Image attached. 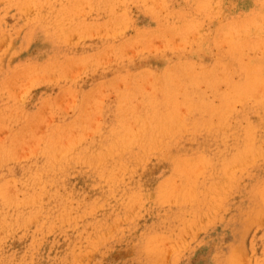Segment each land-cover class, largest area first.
I'll return each instance as SVG.
<instances>
[{"label": "rangeland", "instance_id": "obj_1", "mask_svg": "<svg viewBox=\"0 0 264 264\" xmlns=\"http://www.w3.org/2000/svg\"><path fill=\"white\" fill-rule=\"evenodd\" d=\"M109 3H112V7ZM263 3L264 0H1L0 141L4 143L0 142L3 143L0 149L4 148L7 139V144L10 143L8 141H11V144L13 142V149L21 145L22 147H17L15 151V149L8 150L12 146L7 145V150L5 148L0 150V217H3L0 218V264H264V90L261 91L264 85L257 82L258 85L260 84L258 87L254 83L261 80L264 82ZM122 19L125 21H121ZM83 24L87 25L84 27ZM253 25L257 26L260 32L256 31ZM251 27L254 30H250ZM231 29H233L232 33L236 31L233 34L235 36L231 35L235 40L233 41L232 37L226 40H231L230 43L233 46L237 45L235 46L237 49L229 44L232 52L230 53L229 50L227 56L225 54L229 47L228 42L225 44L221 40L231 32ZM243 29L252 32L247 31V33ZM254 31L258 33L252 34ZM258 41H260L259 49L255 47L258 46ZM220 44L223 45L224 50L222 56L218 58L217 54L221 55V49L218 51L216 49L221 46ZM156 46L159 48L156 49ZM241 46L246 49L249 47L253 51L258 49V52H263V56L257 51L253 53L251 49H248L250 54L249 51L246 53V50L240 48ZM132 47L135 51L131 50ZM238 51L242 56L244 53L249 54L242 59L253 57L249 63L251 65L254 63L256 69L251 65L252 69L248 68V60L242 62L238 58L240 57ZM96 54L98 56H95ZM175 61L178 65L182 62L183 66L180 64V67H176ZM227 61L232 62L231 65ZM132 63L135 67L131 66ZM215 63L222 64L223 67ZM244 63L247 64L246 69L250 72V76L249 72L246 73V69H242L245 68L242 67ZM201 65L202 71L199 68ZM116 66H119V69ZM172 66L176 70H173ZM258 66L262 70L257 76L255 73L259 69ZM182 67H184L182 70H186L183 74ZM190 67L192 69L194 67V71ZM219 67L221 69L217 72L215 69ZM226 68L227 75L223 74ZM171 69L172 75L169 73ZM189 69L192 74L187 76L186 72ZM229 69H232L233 73L229 72ZM129 70L132 72L131 77ZM142 70H150V74L154 72L152 76L156 77L157 75L154 74L157 73L163 79L159 78L158 81L156 77L157 81H155V77H148L147 72V76L144 74L142 76L141 74L144 73ZM36 72H39V75ZM136 72L143 77L144 82L146 77L149 79L152 77V80L148 81L146 86L147 82L144 84L141 78L138 79ZM220 72L222 78L218 75ZM169 74L171 78L174 77L173 79L180 77V82L175 79L180 83H177V87V84L173 83L175 80L172 81ZM69 75H74L75 80L68 78ZM134 75L140 83L135 82ZM251 76H254V82ZM259 76L262 77L261 80ZM202 77L207 78L204 80ZM223 77L225 83H222ZM201 79L205 82L201 83ZM31 80L33 84H29L32 83ZM113 80L114 84L119 83L115 84L117 88L111 86ZM197 80L201 83H198V87L195 82ZM129 83L131 86L143 83L142 91L143 89L145 91L141 93L140 85L134 88L127 86ZM159 84L162 88H159ZM254 84L257 85L255 87H258V91L262 87L259 92L257 91L258 94L254 93V95L263 94V96L252 97V91L256 92L257 89L253 90ZM251 85L253 88L250 87ZM145 86L148 89L153 88L149 91L144 88ZM179 86L181 88L178 89ZM119 89L123 93L120 90L118 95ZM153 92L155 95L152 96ZM172 92L175 93L171 94ZM236 93L238 95H235ZM239 95L245 97L239 100ZM99 96H102L103 100ZM187 96V99H183ZM236 96L239 98L237 99ZM128 99L131 102L130 106L127 103ZM66 100L69 101L68 104L70 102L72 104L68 105ZM86 100L92 102L91 110H94L92 115L88 113L89 110L82 111L88 107L89 102ZM124 100L129 107L123 102ZM230 100L234 101L232 106ZM57 103L60 105L57 106ZM122 103L123 107L120 109ZM139 103L140 107L137 106ZM145 103L143 108L141 105ZM83 104L84 108H82ZM183 105L191 107L185 108ZM124 106L130 110L126 114L127 117L123 113L119 114L120 111L124 112ZM66 107L67 109L64 110L63 108ZM140 108H142L141 112L145 110V113L144 111L139 113ZM132 109L136 110L133 114ZM160 109L162 114L159 113ZM82 112L84 113L81 117ZM134 113L143 114L144 118L140 115L136 119L138 122H133L137 117ZM172 114H175L174 118ZM90 116L94 117L90 118ZM37 117H40L39 120ZM160 118L162 124L158 122V126L155 120L160 121ZM145 119L148 122L144 121ZM167 119L168 122L165 121ZM86 121H89V125ZM91 121L96 128L90 126ZM176 121L181 124L183 121L182 127L180 124L176 125ZM43 122L44 124H41ZM101 123L106 129L99 125ZM124 123L128 129L126 131L129 132H126L127 134L124 133L126 129L123 127ZM148 124L150 125L147 126ZM144 125L147 127L145 130ZM221 126L223 128L227 126L228 129L224 130L227 127L223 129ZM28 127H32L29 128L30 135H28L29 129H26ZM57 127H62L63 132H59L61 129ZM148 127L151 128L152 133L155 130L154 135L151 131H147L150 130ZM50 128L60 134L51 133ZM73 129L76 131L72 132ZM130 132L133 133L132 136H129ZM32 134L35 135L31 137ZM37 134L39 138L36 137ZM68 134L70 137L66 136ZM15 136L16 138L19 136L21 141L19 139L17 141ZM124 136L127 140L123 139ZM137 137H140L139 140L136 139ZM131 139L134 142L131 143ZM24 140L30 141L26 144ZM36 144L40 149L36 148ZM32 146L35 148L33 149ZM48 148L53 150L49 151ZM31 149L36 150V153L32 150L33 155L27 157ZM67 150L68 152H65ZM21 152L26 155L22 157L24 154L22 153L21 156ZM3 157L6 158L2 159ZM23 184L24 187H21ZM9 194H13L15 198L12 197L13 195L10 197ZM8 200H11V203Z\"/></svg>", "mask_w": 264, "mask_h": 264}, {"label": "bare ground", "instance_id": "obj_2", "mask_svg": "<svg viewBox=\"0 0 264 264\" xmlns=\"http://www.w3.org/2000/svg\"><path fill=\"white\" fill-rule=\"evenodd\" d=\"M0 1H1V0H0ZM85 1H86V0H85ZM90 2H91V1H90ZM90 2H89V4H90ZM159 2H160V1H159ZM152 3H153V2H152ZM160 3H161V2H160ZM69 4H70V2H69ZM109 4H110V3H109ZM111 4H112V3H111ZM111 4H110V7H112ZM158 4H159V3H158ZM244 4H245V3H244ZM78 5H79V4H77V6H78ZM80 5H82V4H80ZM84 5H85V4H84ZM90 5H91V4H90ZM121 5H122V4H121ZM154 5H155V3H154ZM263 5H264V3H263ZM263 5H262V6H263ZM108 6H109V5H108ZM118 6H119V5H118ZM150 6H151V5H150ZM155 6H156V5H155ZM155 6H154V7H155ZM86 7H87V6H86ZM222 7H223V6H222ZM249 7H250V6H249ZM256 7H257V6H256ZM263 7H264V6H263ZM243 8H244V6H243ZM27 9H28V8H26V10H27ZM38 9H39V8H38ZM74 9H75V8H73V10H74ZM119 9H120V8H119ZM245 9H246V8H245ZM258 9H259V8H258ZM31 10H32V9H30V11H31ZM68 10H69V9H68ZM75 10H77V9H75ZM78 10H80V8H79ZM78 10H77V11H78ZM83 10H84V9H83ZM154 10H155V9H154ZM261 10H262V9H261ZM77 11H74V12L78 13ZM246 11H247V10H246ZM27 12H28V11H27ZM27 12H26V13H27ZM79 12H80V11H79ZM82 12H83V11H82ZM110 12H111V11H110ZM72 13H73V11H72ZM76 13H75V15H76ZM163 13H164V12H163ZM67 14H68V13H66V16H67ZM69 14H71V13H69ZM82 14H83V13H82ZM160 14H161V13H160ZM83 15H85V12H84ZM52 17H53V16H52ZM67 17H68V16H67ZM70 17H72V15H71ZM73 18H74V16H73ZM78 18H79V17H78ZM52 19H53V18H52ZM66 19H67V18H66ZM108 19H109V18H108ZM63 20H64V18H63ZM121 21H123V19H122ZM124 21H125V19H124ZM124 21H123V22H124ZM230 21H231V20H230ZM69 22H70V21H69ZM108 22H110V21H108ZM118 22H120L119 19H118ZM118 22H117V23H118ZM123 22H122V24H123ZM193 22H194V21H193ZM95 23L97 24V22H95ZM95 23H93V24H95ZM117 23H115V24H117ZM231 23H232V22H231ZM237 23H238V21H237ZM248 23H249V22H248ZM104 24H105V23H104ZM122 24H120V25L123 26ZM252 24H253V23H252ZM59 25H60V24H59ZM83 25H84V24H83ZM86 25H87V24H86ZM86 25H84V27H85ZM106 25H107V24H106ZM106 25H104V26H106ZM236 25H237V24H236ZM236 25H235V26H236ZM250 25H251V24H250ZM250 25H249V26H250ZM259 25H260V23H259ZM75 26H76V24H75ZM94 26H95V25H93V27H94ZM113 26H114V25L112 24V27H113ZM253 26H254V28H255L256 31L259 30V29H257V28H258L257 26H256L257 28L255 27V25H253ZM62 27H63V26H62ZM70 27H71V26H70ZM89 27H90V25H89ZM101 27H102V26H101ZM119 27H120V26H119ZM218 27H219V26H217V28H218ZM224 27H225V26H224ZM260 27H261V26H260ZM260 27H259V28H260ZM76 28H77V27H76ZM81 28H82V27H81ZM94 28H95V27H94ZM102 28H103V27H102ZM102 28H101V29H102ZM105 28H106V27H105ZM228 28H229V27H228ZM246 28H247V26H246ZM61 29H62V28H61ZM82 29H83V28H82ZM89 29L92 30L93 28H89ZM96 29L98 30V28H96ZM99 29H100V28H99ZM109 29H110V28H109ZM218 29H219V28H218ZM218 29H217V30H218ZM241 29H242V28H241ZM248 29H250V28H248ZM248 29H247V30L243 29V30H245L246 32L249 31V33H251L252 31H250V30H252L253 28L251 27L250 30H248ZM260 29H261V28H260ZM79 30H80V29H79ZM84 30H86V28H84ZM97 30H96V31H97ZM229 30H230V29H229ZM232 30H233V29H231V32H230V33H232ZM243 30H242V31H243ZM253 30H254V29H253ZM58 31H59V30H58ZM88 31H89V30H88ZM88 31H87V32H88ZM105 31H106V30H105ZM105 31H104V32H105ZM239 31H240V30H239ZM242 31H240V32H242ZM256 31H254L252 34H254ZM76 32H77V31H75V33H76ZM80 32H81V31H80ZM80 32H79V33H80ZM83 32H86V31H83ZM83 32H82V35H83ZM93 32H94V31H93ZM109 32H110V31H109ZM120 32H122V31L120 30ZM233 32H234V31H233ZM235 32H236V31H235ZM235 32H234V33H235ZM246 32H245V36H246ZM258 32H260V31H258ZM258 32H256V33H258ZM262 32H264V31L262 30ZM58 33H60V31H59ZM68 33H69V32H68ZM97 33L99 34V31H97ZM111 33H112V32H111ZM116 33H117V32H116ZM187 33H188V32H187ZM221 33H222V31H221ZM230 33H229L228 35H225V38H222V40H221L222 43H225V44H227V42H228V46H229L228 48H229V49L226 47V48H227V49H226L227 52H226L225 55H227V54L229 53V50H230V53L232 52L231 49H230V45H231V47H235V46L237 47V45L233 46V44L230 43V42H232L231 40H229V41L226 40V38L228 39V38H230V37H232V36H235V35H233L234 33H232V34H230ZM243 33H244V32H243ZM247 33H248V32H247ZM90 34H91V33H90ZM98 34H97V35H98ZM105 34H106V32H105ZM107 34H108V32H107ZM185 34H186V33H185ZM188 34H189V33H188ZM218 34H219V33H218ZM76 35H77V34H76ZM119 35H121V33H119ZM231 35H232V36H231ZM1 36H2V35H1ZM7 36H8V35H7ZM69 36H71V33H70ZM86 36H87V35H86ZM113 36H115V35H113ZM116 36H117V35H116ZM165 36H166V35H165ZM170 36H171V34H170ZM170 36H169V37L167 36L168 39L170 38ZM216 36H218V35H216ZM226 36H227V37H226ZM249 36H250V35H249ZM60 37H61V36H60ZM62 37H63V36H62ZM66 37H67V34H66ZM76 37H77V36H76ZM218 37H220V36H218ZM218 37H217V38L215 37L216 40L218 39ZM222 37H224V36H222ZM239 37H240V36H239ZM241 37H242V36H241ZM77 38H78V37H77ZM5 39H6V38H5ZM65 39H66V38H65ZM134 39L136 40V38H134ZM170 39H171V38H170ZM201 39L203 40V38H201ZM201 39H200V40H201ZM223 39H225L226 42H225V40H223ZM231 39H233V37H232ZM2 40H3V39H2ZM14 40H15V39H14ZM14 40H13V42H14ZM66 40H67V39H66ZM68 40L70 41L71 38L68 39ZM72 40H74V38H73ZM189 40H190V39H189ZM189 40H188V41H189ZM218 40L220 41V39H218ZM234 40H235V39H233V41H234ZM3 41H4V40H3ZM6 41H7V39H6ZM75 41H78V40H75ZM249 41H250V40H249ZM67 42H68V41H67ZM168 42H169V41H168ZM192 42H193V41H192ZM236 42H237V41H236ZM256 42H257V41H256ZM259 42H260V41H258V46H255V47H258V49L260 48V47H259ZM1 43H2V42H1ZM1 43H0V44H1ZM4 43H5V41H4ZM4 43H3V44H4ZM6 43H7V42H6ZM174 43H175V42H174ZM177 43H178V42H177ZM183 43H184V42H183ZM222 43H221V44H222ZM253 43H254V42H253ZM131 44H132V42H131ZM221 44H220V45H221ZM229 44H230V45H229ZM129 45H130V44H129ZM132 45H133V44H132ZM163 45H164V44H163ZM163 45H162V46H163ZM172 45H173V43H172ZM175 45H176V44H175ZM177 45H178V44H177ZM183 45H184V47H185V44H183ZM183 45H182V46H183ZM3 46H5V45H3ZM127 46H128V45H127ZM130 46H131V45H130ZM130 46H128V47H130ZM148 46H149V45H148ZM162 46H161V47H162ZM179 46H180V45H179ZM222 46H223V45L218 46V49H216V51H218V50L221 49V50H220L221 55H220L219 53H218L219 55L217 54V57H218V58H219V56H222V54H223V53H222V52H223L222 50H224V49L222 48ZM239 46H240V45H239ZM242 46H244V45H242ZM242 46H241L240 48L246 50V53H248V51H249L248 49H251V48H249L250 45H249V47H248L247 49H246V47L242 48ZM260 46H261V45H260ZM1 47H2V45H1ZM1 47H0V48H1ZM109 47L111 48L112 46H109ZM109 47H108V48H109ZM219 47H220V48H219ZM236 47H235V48H236ZM110 48H109V49H110ZM115 48H116V47H115ZM117 48H118V47H117ZM117 48H116V49H117ZM120 48H122V47H120ZM130 48H131V47H130ZM147 48H148V47H147ZM151 48H152V47H151ZM157 48H159V47L156 46V49H157ZM174 48L179 49L180 47H178V48H177V47H174ZM235 48H234V53H235ZM261 48H262V47H261ZM9 49H10V48H9ZM106 49H107V48H106ZM106 49H104V51H105ZM109 49H108V50H109ZM201 49H202V48H201ZM201 49H200V50H201ZM203 49H204V47H203ZM236 49H237V48H236ZM254 49H255V48H254ZM256 49H257V48H256ZM258 49H257V50H254V51H255V52H256V51L258 52ZM117 50H119V48H118ZM120 50H121V49H120ZM131 50H134V51H135V49H133V47H132ZM153 50H154V49H153ZM206 50H207V49H206ZM213 50H215V48H214ZM239 50H240V49H239ZM251 50H252V49H251ZM262 50L264 51V49H262ZM104 51H103V52H104ZM106 51H107V50H106ZM154 51H155V50H154ZM178 51H179V50H178ZM185 51H186V49H185ZM216 51H215V52H216ZM240 51H242V50H240ZM252 51H253V50H252ZM254 51H253V53H254ZM103 52H102V54H104ZM121 52H122V50H121ZM202 52H204V51H202ZM205 52H206V51H205ZM207 52H208V51H207ZM209 52H210V50H209ZM238 52H239V51H238ZM108 53H109V51H108ZM112 53H113V51H112ZM134 53H135V55H136V52H134ZM152 53H153V52H152ZM224 53H225V52H224ZM234 53H233V54H234ZM236 53H237V52H236ZM260 53H261V52H258V54H260ZM262 53H263V52H262ZM262 53H261V55H262ZM91 54H92V53H91ZM94 54H95V52H94ZM100 54H101V53H100ZM207 54H208V53H207ZM212 54H213V53H212ZM212 54H211V55H212ZM239 54H240V57H238V58L241 59L242 62H245V60H246L248 57H246V59L243 58L244 60L242 59V57H243V56H247V55L249 56L250 51H249V54H247V55L244 53L243 56H242V54H241L240 52H239ZM105 55H107V54H105ZM117 55H119V54H117ZM132 55H133V54H132ZM204 55H206V54L204 53ZM237 55H238V54H237ZM263 55H264V54H263ZM263 55H262V56H263ZM87 56H88V55H87ZM91 56L93 57V55H90V57H91ZM95 56H98V54H96ZM103 56H104V55H103ZM103 56H102V57H103ZM108 56H109V55H108ZM207 56H208V55H207ZM227 56H228V55H227ZM231 56H232L231 59H233V55H231ZM234 56H235V55H234ZM90 57H89V58H90ZM99 57H100V56H99ZM113 57H115V56L113 55ZM209 57H210V55H209ZM215 57H216V55L214 56V58H215ZM225 57H226V56H225ZM251 57H252V56H251ZM84 58H85V57H84ZM84 58H83V59H84ZM105 58H106V57H105ZM105 58H104V59H105ZM108 58H109V57H108ZM110 58H111V56H110ZM220 58H221V57H220ZM228 58H229V57H228ZM68 59H70V58H68ZM79 59H80V58H78V60H79ZM112 59H113V58H112ZM205 59H206V58H205ZM239 59H238V60H239ZM252 59H253V57H252ZM252 59H247V60H248V63H249V60H250V62H251ZM84 60H85V59H84ZM109 60H110V59H109ZM203 60H204V59H203ZM234 60H235V59H233V61H234ZM238 60H237V61H238ZM258 60H259V59H258ZM68 61H69V60H68ZM71 61H72V60H71ZM71 61H70V62H71ZM101 61H102V60H101ZM101 61H100V62H101ZM105 61H106V60H105ZM111 61H112V60H111ZM111 61H110V62H111ZM201 61H202V60H201ZM207 61H208V60H207ZM229 61H231V60H229ZM229 61H227V63H229ZM61 62H62V61H61ZM61 62H60V63H61ZM81 62H82V61H81ZM84 62H86V60H85ZM84 62H83V63H84ZM100 62H98V63H100ZM102 62H103V61H102ZM110 62H109V63H110ZM134 62H135V61H134ZM134 62H133V63H134ZM210 62H211V61H210ZM217 62H219V60H218ZM235 62H236V61H235ZM246 62H247V61H246ZM254 62H255V61H254ZM259 62H260V61H259ZM83 63H82V64H83ZM95 63H96V62H95ZM107 63H108V61H107ZM133 63H132V64H133ZM175 63H176V61H175ZM186 63H187V64H186ZM186 63H185V64L188 65V62H186ZM194 63H195V62H194ZM231 63H232V62H230L229 64L231 65ZM233 63H234V62H233ZM239 63H240V62H239ZM50 64H51V63H50ZM64 64H65V62H64ZM64 64H63V65H64ZM67 64H68V63H67ZM77 64H79V63L77 62ZM86 64H88V63H86ZM89 64H90V60H89ZM91 64H92V63H91ZM101 64H103V63H101ZM105 64H106V62H105ZM130 64H131V63H130ZM139 64H141V63H139ZM176 64H177V63H176ZM180 64H181V66H183V65H182L183 63H182V62H181ZM180 64H179V65L177 64L176 67H178V66L180 67ZM242 64H243V63H241V65H242ZM262 64H263V63H262ZM65 65H66V64H65ZM83 65L85 66V64H83ZM95 65H96V64H95ZM116 65H118V64L116 63ZM120 65H121V64H119V66H120ZM128 65H129V64H128ZM128 65H127V66H128ZM135 65L138 66V64H135ZM142 65H143V64H141V66H142ZM147 65H150V64H147ZM186 65H185V66H186ZM197 65H198V64H197ZM215 65L220 66V65H222V64L218 65V64L215 63ZM224 65H225V64H224ZM234 65H235V63H234ZM246 65H247V64H246ZM246 65H245V63H244V65H243L242 67L245 66V68H242V69H246L247 66H248V68H249L250 65H251V63H249L247 66H246ZM253 65L255 66V64L253 63V64L251 65L252 68L256 69ZM53 66H54V65H53ZM66 66H68V65H66ZM76 66H77V65H76ZM80 66H81V65H80ZM99 66H100V65H99ZM101 66H102V65H101ZM111 66H112V65H111ZM111 66H110V67H111ZM119 66H118V67L116 66L117 69H119ZM131 66L135 67L134 64L131 65ZM131 66H130V67H131ZM170 66H171V64H170ZM170 66H169V69L167 68L168 71L170 70ZM174 66H175V65H174ZM174 66H172L173 68H172V67H171V68H172L173 70H176V69H174ZM195 66H196V65H195ZM206 66H207V65H206ZM58 67H59V66H58ZM77 67H78V66H77ZM85 67H86V66H85ZM85 67H84V70H85ZM87 67H88V66H87ZM102 67H103V66H102ZM121 67H122V66H121ZM121 67H120V68H121ZM197 67H198V66H197ZM201 67H202V65L199 67L200 70H201ZM204 67H205V66H203V68H204ZM212 67L214 68V64H213ZM220 67H221V66H220ZM220 67H219L218 69H215V70H216V71H217V70L220 71V69H221ZM222 67H223V65H222ZM229 67H230V66H229ZM37 68H38V67H37ZM37 68H33V69H37ZM51 68H52V67H51ZM69 68H70V67H69ZM138 68H139V67H138ZM152 68H153V67H152ZM159 68H160V67H159ZM159 68H158V69H159ZM183 68H184V67L181 68V72H182V74H183V72L186 71V70H185V71L182 70ZM185 68H187V67H185ZM190 68H191V67H190ZM215 68H216V67H215ZM250 68H251V67H250ZM252 68H251V69H252ZM258 68H259V69H257V72H256L257 74L255 73V75H257V76H258L259 73H261L260 71L262 70V69L260 70V66H258ZM45 69L47 70L48 68H45ZM57 69H60V68H57ZM57 69H56V70H57ZM61 69L63 70V67H62ZM64 69H65V68H64ZM74 69H75V68H74ZM81 69H82V67H81ZM81 69H80V70H81ZM161 69H163V68L161 67ZM172 69H171V72H169V73H171V75L173 74V73H172V72H173ZM178 69H179V68H178ZM178 69H177V70H178ZM191 69H192V68H191ZM193 69H194V67H193ZM193 69H192V71H194ZM195 69H197V68H195ZM205 69H206V68H205ZM232 69H233V68H232ZM232 69H229V72L231 71V73H233ZM254 69H253L252 71H254ZM25 70H26V69H25ZM40 70H41V69H40ZM46 70H45V71H46ZM56 70H55V71H56ZM70 70H72V69H70ZM84 70H83V71H84ZM122 70H123V69H122ZM122 70H121V71H122ZM156 70H157V69H156ZM226 70H227V68L225 69V72H224L223 74L226 73ZM247 70H248V69H246V73L249 72V71H247ZM249 70H250V69H249ZM258 70H259V71H258ZM31 71H32V70H31ZM33 71H34V70H33ZM33 71H32V72H33ZM45 71H44V72H45ZM60 71H61V70H60ZM76 71H78V70H76ZM123 71H124V70H123ZM129 71H130V70H129ZM142 71H143V70H142ZM142 71H141V73H142ZM149 71H150V70H148V71H143L144 73H142L141 75L144 76V75H146V72H147V74H148ZM157 71H158V70H157ZM162 71H163V70H162ZM189 71H190V69L187 70V72H186V73H187V76H188L189 74H192V73L189 72ZM197 71H198V70H197ZM201 71H202V70H201ZM252 71H251V72H252ZM263 71H264V68H263ZM44 72H43V76H44ZM64 72H65V70H64ZM67 72H68V71H67ZM73 72H74V71H73ZM73 72H71V74H72ZM78 72H79V71H78ZM217 72H218V71H217ZM21 73H22V72H21ZM36 73H37V72H36ZM53 73H54V72H53ZM76 73H77V72H76ZM128 73L130 74V77H131V76H132V75H131L132 72L130 71V72H128ZM153 73H154V72H152L151 74L149 73L148 77H149V76H152ZM212 73H213V72H212ZM215 73H216V72H215ZM220 73H221V75H220ZM220 73H218V75H219V77L222 78V76H223V75H222V72H220ZM235 73H236V71H235ZM253 73H254V72H253ZM253 73H252V75H253ZM37 74L39 75V72H38ZM41 74H42V73H41ZM55 74H56V72H55ZM69 74H70V72H69ZM136 74L138 75L137 72H136ZM136 74H135V75H136ZM143 74H144V75H143ZM194 74H195V72H194ZM227 74H228V73H226L225 75H227ZM23 75H24V73H23ZM25 75L27 76V74H25ZM32 75L34 76V74H32ZM35 75H36V74H35ZM47 75L49 76V74H47ZM67 75H68V74H67ZM67 75H66V76H67ZM79 75H80V72H79ZM135 75H134V76H135ZM141 75H140V76H141ZM154 75H157L156 77L158 78V81H159V78H160V79H163V78H161V75H160V74H159L160 76H158L157 73L154 74ZM200 75H201V74H200ZM204 75H205V74H204ZM212 75H213V74H212ZM212 75H211V76H212ZM250 75H251V74H250V72H249V76H250ZM260 75L263 77L262 74H260ZM48 76H47V77H48ZM61 76H62V75H61ZM64 76H65V75H64ZM69 76H70V75H69ZM73 76H74V75H72V76H70V77H68V78L71 79V78H73ZM77 76H78V74H77ZM116 76H117V75H116ZM128 76H129V75H128ZM140 76L138 75V79H140V78L142 79V78H143V77H140ZM146 76H147V75H146ZM168 76L170 77V74H169ZM213 76H214V75H213ZM228 76H229V75H228ZM228 76H227V77H228ZM261 76L258 77L260 80H261V78H262ZM27 77H28V76H27ZM30 77H31V76H30ZM45 77H46V76H45ZM45 77H42V78H45ZM47 77H46V78H47ZM52 77H53V74H52ZM74 77H75V76H74ZM118 77H119V76H118ZM135 77H136V76H135ZM152 77H155V76H152ZM152 77H151V78H152ZM156 77H155V79H154L155 81H157V80H156ZM169 77H168V79L171 78V77H170V78H169ZM182 77H183V76H182ZM214 77H215V76H214ZM224 77H225V76H224ZM224 77H223V82H222V83H225V82H224V79H225ZM234 77H235V76H234ZM252 77H253V82H254V81H255V80H254V76H251V78H252ZM25 78H26V77H25ZM28 78H29V77H28ZM38 78H39V77H38ZM49 78H50V76H49ZM65 78H66V77H65ZM127 78H128V77H127ZM132 78H133V77H132ZM151 78L149 79V78L146 77V79H149V80L146 81V79H145V82H144V80L142 79L141 81H142L144 84H146V82H147V84H146V86H147V85H148V81L150 82V80H152ZM164 78H165V77H164ZM173 78H174V77L171 78L172 81L175 80V79L179 80L180 77H179V78H175V79H173ZM190 78H191V80H192V77H190ZM202 78H203V77H202ZM206 78H207V77H205V78H203V79L206 80ZM29 79H31V78H29ZM34 79H35V78H34ZM34 79H32V80H34ZM55 79H56V78H55ZM70 79H69V80H70ZM73 79H74V78H73ZM133 79H136L135 82L138 81L137 77H136V78H133ZM196 79H197V78H196ZM219 79H220V78H219ZM256 79H257V77H256ZM259 79H257V80H259ZM17 80H18V79H17ZM32 80H31L32 83L29 82V84H33V81H32ZM35 80H37V79H35ZM35 80H34V81H35ZM42 80H43V79H42ZM74 80H75V79H74ZM166 80H167V78H166ZM171 80H170V83L172 84ZM177 80H175V81L173 82V83H175V85H176L177 83L180 84V83H179L180 80H179V82H177ZM186 80H187V79H185V81H186ZM201 80H202V79H201ZM212 80H213V78H212ZM7 81H8V80H7ZM29 81H30V80H29ZM168 81H169V80H168ZM185 81H184V82H185ZM193 81H194V80H193ZM219 81L221 82V80H219ZM228 81H229V80H228ZM250 81H251V80H250ZM10 82H11V81H10ZM15 82H16V84H17V81H15ZM113 82H114V80L112 81V83H113ZM135 82H134V83H135ZM138 82L140 83V81H138ZM138 82H137V83H138ZM187 82H188V80H187ZM195 82L197 83L196 86L198 87V86H199L198 83H199L200 81L198 82V80H197V81H195ZM204 82H205V81H204ZM204 82H203V80H202L201 83H204ZM229 82H230V81H229ZM251 82H252V81H251ZM257 82H258V83H262V85H264L263 80H261V81H255L254 83L258 85ZM6 83H8V82H6ZM6 83H5V84H6ZM116 83H117V82H115V84H116ZM143 83H141V84H143ZM166 83H167L168 85L170 84L169 82H166ZM201 83H199V84H201ZM2 84H3V83H2ZM10 84H11V83H10ZM16 84H15V85H16ZM74 84H75V83H74ZM115 84L113 83L111 86L114 85V86L117 88V86H116ZM118 84H119V83H117V85H118ZM141 84H139V85L141 86V93H143V92L145 91V89H143V91H142V85H141ZM160 84H161V83H160ZM160 84H159V85H160ZM162 84H163V80H162ZM178 84L176 85V87L178 86ZM182 84H183V83H182ZM251 84H252V83H251ZM255 84H254V88L252 87L253 85L250 86V87L253 88V90L257 88V89H256V92H255V91H252V92H253L252 97H254V96L256 97L257 95H254V93L258 94V92H259L260 89L262 88V87H260V88H259V91H258V87H259L260 84L258 85V87H255V86H257V85H255ZM6 85H7V84H6ZM6 85H5V86H6ZM36 85H37V84H36ZM136 85H138V84H135L134 86H131V84L129 83L127 86H131V88H134ZM139 85H138V87H140ZM172 85H174V84H172ZM183 85H184V84H183ZM194 85H195V84H194ZM203 85H204V84H203ZM205 85H206V83H205ZM212 85H213V84H212ZM224 85H225V84H224ZM224 85H223V86H224ZM228 85H229V84H228ZM2 86L4 87V84H3ZM7 86H8V85H7ZM17 86H18V85H17ZM21 86H22V85H21ZM23 86H24V85H23ZM96 86H97V85H96ZM98 86H99V85H98ZM119 86H120V85H119ZM119 86H118V87H119ZM127 86H126V87H127ZM146 86H145L144 88H147ZM149 86H151V83H149ZM156 86H157V85H156ZM163 86H165V85H163ZM180 86L182 87V85H180ZM180 86L178 87V89L181 88ZM188 86H190V85H188ZM206 86H207V85H206ZM221 86H222V85H221ZM221 86H220V87H221ZM14 87H15V86H14ZM19 87H20V86H19ZM19 87H18V88H19ZM30 87H31V86H30ZM30 87H29V89H30ZM105 87H106V86H105ZM121 87H122V84H121ZM123 87H124V85H123ZM157 87H159V86H157ZM176 87H174V88H176ZM197 87H196V88H197ZM200 87H201V85H200ZM207 87H208V86H207ZM224 87H225V86H224ZM263 87H264V86H263ZM20 88H21V87H20ZM27 88H28V87H27ZM116 88H115V89H116ZM119 88H120V87H119ZM150 88H151V87H150ZM152 88H153V87H152ZM152 88H151V89H148V88H147L146 90H149V91H150V90H152ZM159 88H162L161 85H160ZM163 88H165V87H163ZM202 88H203V87H202ZM204 88H205V86H204ZM221 88H223V87H221ZM2 89H3V88H2ZM13 89H14V88H13ZM21 89H22V88H21ZM29 89H28V91H29ZM99 89H101V88H99ZM167 89H168V86H167ZM189 89H190V87H189ZM226 89H227V87H226ZM6 90H7V89H6ZM17 90H19V89H17ZM23 90H24V89H23ZM102 90H103V87H102ZM105 90H106V89H105ZM109 90H111V88H110ZM113 90H114V89H113ZM120 90H121V89L118 90V93H117L118 95H119ZM132 90H133V89H132ZM136 90H137V89H136ZM154 90H155V89H154ZM157 90H158V89H157ZM180 90L182 91V89H180ZM263 90H264V88H263L261 91H263ZM8 91H9V90H8ZM28 91H26V92H28ZM121 91H122V90H121ZM178 91H179V90H178ZM257 91H258V92H257ZM14 92H15V89H14ZM14 92H12V93H14ZM21 92H22V91H21ZM69 92H70V91H69ZM77 92H78V91H77ZM98 92H99V91H98ZM100 92H101V91H100ZM110 92H112V90H111ZM127 92H128V91H127ZM151 92H152V91H151ZM151 92H150V93H151ZM170 92H171V90H170ZM176 92H177V91H176ZM241 92H242V91H240V93H241ZM248 92H250V90H249ZM10 93H11V91H10ZM72 93H74V92L72 91ZM102 93H103V92H102ZM121 93H123V91H122ZM130 93H132V92H130ZM130 93H128V95H130ZM150 93H149V94H150ZM173 93H175V92H172L171 94H173ZM177 93H178V92H177ZM237 93H238V92H237ZM237 93H236L235 95H238ZM99 94H100V93H99ZM108 94H109V93H108ZM117 94H116V95H117ZM147 94H148V93H146V95H147ZM153 94H154V92L152 93V96H153ZM164 94H165V93H164ZM166 94H167V93H166ZM168 94L170 95V93H168ZM194 94H195V93L193 92V97H194ZM228 94H229V93H228ZM228 94H227V95H228ZM10 95H11V94H10ZM12 95H13V94H12ZM68 95H69V93L67 94V96H68ZM74 95H75V94H74ZM76 95H77V94H76ZM103 95H105V94L103 93ZM106 95H107V94H106ZM113 95H115V94L113 93ZM116 95H115V96H116ZM126 95H127V94H126V92H125V96H126ZM138 95H140V94H138ZM146 95H145V96H146ZM154 95H155V94H154ZM162 95H163V94H162ZM177 95H178V94H177ZM179 95H180V94H179ZM224 95H225V94H224ZM229 95H230V94H229ZM259 95H261V94H259ZM259 95H258V96H259ZM15 96H17V95L15 94ZM64 96H65V95H64ZM72 96H73V95H72ZM92 96H93V95H92ZM95 96H96V95H95ZM122 96H124V95L122 94ZM130 96H132V95H130ZM130 96H128V97H130ZM142 96H143V95H141V97H142ZM145 96H144V97H145ZM156 96H157V95H156ZM181 96H183V95H181ZM181 96H180V97H181ZM190 96H192V95H190ZM196 96H197V95H196ZM210 96H211V95H210ZM258 96H257V97H258ZM261 96H263V94H262ZM19 97H20V96H19ZM19 97H18V98H19ZM99 97L102 98V96H99ZM105 97H106V96H105ZM132 97H133V96H132ZM138 97L140 98V96H138ZM149 97H150V96H149ZM168 97H169V96H168ZM177 97H179V96H177ZM180 97H179V98H180ZM204 97H206V95H205ZM232 97H234V96H232ZM236 97H237V99H238V98L240 97V95H239V97H238V96H236ZM244 97H245V96H244ZM244 97H243V95H242V96L239 98V100H240L241 98H244ZM248 97H249V96H248ZM259 97H260V96H259ZM62 98H63V96H62ZM64 98H65V97H64ZM64 98H63V99H64ZM94 98H95V97H94ZM97 98H98V97H97ZM109 98H110V97H109ZM116 98H117V97H116ZM118 98H120V96H118ZM169 98H170V97H169ZM187 98H188V96H187L186 98L183 97V99H187ZM67 99H68V97H67ZM90 99H91V98H90ZM113 99H114V98H113ZM154 99H156V98H154ZM237 99H235V100H237ZM17 100H18V99H17ZM17 100H16L15 102H17ZM64 100H65V99H64ZM69 100H71V99H69ZM74 100H75V99H74ZM92 100H93V99H92ZM102 100H103V98H102ZM102 100H101V101H102ZM126 100H127V99H126ZM133 100H134V99H133ZM140 100H141V98H140ZM159 100H160V99H159ZM171 100H172V99H171ZM174 100H175V99H174ZM198 100H199V99H198ZM67 101H68V100H66V102H67ZM71 101H72V100H71ZM98 101H99V100H98ZM111 101H112V100H111ZM114 101H115V100H114ZM128 101H129V99H128ZM128 101H127L128 105L131 104V102H130V101L128 102ZM148 101H149V100H148ZM148 101H147V102H148ZM152 101H153V100H152ZM152 101H151V102H152ZM186 101H187V100H186ZM188 101H190V99H188ZM216 101H218V100H216ZM230 101H231V100H230ZM22 102L24 103V101H22ZM61 102H62V101H61ZM64 102H65V101H64ZM64 102H62V103H64ZM68 102H69V101H68ZM68 102H67V104H68ZM81 102H82V101H81ZM86 102H89V103H90L91 101H90V100H89V101L86 100ZM86 102H85V105H86ZM123 102H125V100H124ZM144 102H145V100H144ZM147 102H146V103H147ZM168 102H169V101H168ZM233 102H234V101H231V102H230L231 106L233 105V104H232ZM73 103H74V102H73ZM89 103H87L88 107H85V105L83 104L82 108H84V107H85V108H84L82 111H84L85 109H86V110H85L86 112H87V110L92 111V113H90V112L88 111V113H89L90 115H92L94 110H91V108H92L91 106H93V105H92V102H91V105H89ZM95 103H97V102H95ZM95 103H94V104H95ZM98 103H99V102H98ZM125 103H126V102H125ZM125 103H124V104H125ZM127 103H126V105H127ZM136 103H137V102H136ZM140 103H141V102H140ZM140 103H139L137 106L140 107ZM146 103H145L144 105L142 104L141 106H142V107H143V106L145 107ZM156 103H157V102H156ZM166 103H167V102H166ZM191 103H193V102H191ZM191 103H189V105H191ZM205 103H206V101H205ZM236 103H238V100H237ZM13 104H14V103H13ZM19 104H20V102H19ZM21 104H22V103H21ZM65 104H66V103H65ZM71 104H72V103L70 102L68 105H71ZM100 104H101V103H100ZM133 104H134V102H133ZM133 104H132V105H133ZM148 104H149V102L147 103V105H148ZM187 104H188V102H187ZM201 104H202V102H201ZM201 104H199V105H201ZM203 104H204V102H203ZM240 104H241V101H240ZM22 105H23V104H22ZM58 105H60V104L57 103V106H58ZM63 105H64V104H63ZM63 105L61 104V106H63ZM68 105H67V106H68ZM87 105H86V106H87ZM95 105H96V104H95ZM95 105H94V106H95ZM101 105H102V104H101ZM101 105H100V106H101ZM118 105H119V103H118ZM128 105H127V106H128ZM154 105L156 106V104H154ZM189 105H187V106L183 105V106L186 108V107H188ZM193 105H194V104H193ZM195 105L197 106V105H198V102H197V104H195ZM223 105H224V104H223ZM237 105H238V104H237ZM57 106H56V107H57ZM129 106H130V105H129ZM129 106H128V107H129ZM134 106H135V104L133 105V107H134ZM168 106H169V104H168ZM168 106H167V107H168ZM170 106H171V105H170ZM173 106H174V105H173ZM176 106H177V105H176ZM178 106H179V105H178ZM201 106H202V105H201ZM220 106H221V105H220ZM228 106H229V105H226V107H228ZM231 106H229V107L231 108ZM241 106H242V105H241ZM64 107H65V106H64ZM89 107H90V109H89ZM118 107H119V106H118ZM122 107H123V103L121 104L120 109H122ZM124 107H125V106H124ZM133 107H132V108H133ZM139 107H137V108H139ZM144 107H143V108H144ZM146 107H147V106H146ZM148 107H149V106H148ZM184 107H183V108H184ZM190 107H191V106H190ZM190 107H188V108H190ZM259 107H260V106H259ZM0 108H1V107H0ZM44 108H45V107H44ZM61 108H62V107H61ZM137 108H136V110H137ZM157 108H158V107H157ZM157 108H156V109H157ZM159 108H161V107L159 106ZM183 108H182V109H183ZM205 108H206V107H205ZM232 108H233V107H232ZM1 109H2V108H1ZM63 109L65 110V109H67V107H66V108H63ZM72 109H73V108H72ZM93 109H94V107H93ZM118 109H119V108H118ZM125 109H126V107L123 108L124 112H121V111H120L119 114L123 113V114L126 115V114H128V111L130 112L129 108L126 109V111H125ZM141 109H142V108H140V112H139V113H142L143 111H144V113H145V110H143V111L141 112ZM162 109H163V108H162ZM46 110H47V109H46ZM97 110H98V109H97ZM132 110H133V109H132ZM136 110L134 109V110L132 111V114H133V112L136 111ZM149 110H150V109H149ZM153 110H154V109H153ZM157 110H158V109H157ZM228 110H229V108H228ZM231 110H232V109H231ZM233 110H234V109H233ZM85 111H84V112H85ZM118 111H119V110H118ZM137 111H139V110H137ZM154 111H156V110H154ZM212 111H213V110H212ZM239 111H240V110H239ZM7 112H8V111H7ZM7 112H5V113H7ZM54 112H55V111H54ZM84 112L81 113V115H80L81 117H82V114H83ZM102 112H103V111H102ZM126 112H127V113H126ZM146 112H147V111H146ZM150 112H152V110H151ZM150 112H149V113H150ZM160 112H161V109L159 110V113H160ZM0 113H1V112H0ZM3 113H4V112H3ZM154 113H155V112H154ZM159 113L157 114V116L159 115ZM162 113H163V112H161V114H162ZM225 113H226V112H225ZM233 113H234V112H233ZM236 113H237V112H236ZM41 114H42V113H41ZM45 114H46V113H45ZM85 114H86V113H85ZM134 114H135V113H134ZM227 114H229V113H227ZM227 114H226V115H227ZM42 115L44 116V114H42ZM87 115H88V114H87ZM135 115H137V113H136ZM140 115H141V114H138L137 117L133 120V122L136 121V123H137L138 120H136V119H138V117H139ZM142 115H143V114H142ZM142 115H141V116H142ZM149 115H150V114H149ZM153 115H155V114H153ZM153 115H152V116H153ZM173 115H175V114H172V116H173ZM96 116H97V115H96ZM127 116H128V115H126V117H127ZM146 116H148V115H146ZM157 116H155L154 119H156ZM179 116H180V115H179ZM78 117H79V116H78ZM92 117H94V116H90V118H92ZM99 117H101V114H100ZM120 117H121V116H120ZM133 117H135V116H133ZM169 117H170V115H169ZM223 117H225V115H224ZM228 117H229V116H228ZM228 117H227V119H228ZM233 117H234V115H233ZM10 118H11V117H10ZM39 118H40V117H39ZM39 118L37 117L38 120H39ZM88 118H89V117H88ZM90 118H89V121H90ZM129 118H130V115H129ZM143 118H144V115H143ZM161 118H163V117L161 116ZM161 118H160V121H159V120H155V122H157V123L160 122V123H161V121H162ZM172 118H174V116H173ZM219 118H220V117H219ZM0 119H2V118H0ZM47 119H48V115H47ZM47 119H45V120H47ZM50 119H51V117H50ZM82 119H83V118H82ZM130 119H131V118H130ZM150 119H151V118H150ZM154 119H151V120L154 121ZM222 119H223V118H222ZM17 120H19V119H17ZM91 120H93V119H91ZM98 120H99V119H98ZM185 120H186V119H185ZM220 120H221V119H220ZM5 121H6V119H5ZM89 121H86V122H87V125H89V124H88ZM124 121H125V120H124ZM127 121H128V120H127ZM144 121L148 122L146 119H145ZM165 121L168 122V119L165 120ZM178 121H179V119H178ZM178 121H176L175 124H176V125H177V124H180L181 127H182V125H183V121H182V124H181V123H177ZM188 121H189V120H188ZM10 122H11V121H10ZM10 122H9V123H10ZM32 122H33V121H32ZM82 122H83V121H82ZM91 122H92V121H91ZM91 122H90V123H91ZM95 122H97V121H96V118H95ZM179 122H181V121H179ZM207 122H208V121H207ZM221 122H222V120H221ZM17 123H18V122H17ZM17 123H16V124H17ZM45 123H46V122H45ZM80 123H81V122H80ZM98 123H99V122H98ZM128 123H129V121H128ZM185 123H186V122H185ZM187 123H188V122H187ZM204 123H205V122H204ZM212 123H215V122H212ZM38 124H39V123H38ZM41 124H44V122L41 123ZM73 124H75V123H73ZM81 124H82V123H81ZM131 124L134 125L133 123H131ZM145 124H146V123H145ZM155 124H156V123H155ZM161 124H162V123H161ZM194 124H195V123H194ZM222 124H223V123H222ZM239 124H240V123H239ZM33 125H37V124H34V123H33ZM39 125H40V124H39ZM82 125H83V124H82ZM92 125H93V122L91 123L90 126L92 127ZM99 125H101V127H103V126H102V123L99 124ZM122 125H123V124H122ZM128 125H130V124H128ZM132 125H131V126H132ZM149 125H150V124H148L147 126H149ZM176 125H175V127H176ZM180 125H178V126H180ZM232 125H233V124H232ZM13 126H14V125H13ZM60 126H61V125H60ZM71 126H72V125H71ZM73 126H74V125H73ZM73 126H72V127H73ZM75 126H76V125H75ZM75 126H74V127H75ZM84 126H85V124H84ZM93 126H95V124H94ZM105 126H107V124H105ZM151 126H152V125H151ZM158 126H159V123H158ZM158 126H155V128H156V127L158 128ZM165 126H166V125H165ZM170 126H171V124L169 125V127H170ZM197 126H198V124H197ZM42 127H43V125H42ZM97 127H99V126L97 125ZM123 127L126 128L124 133L128 132V131H126V130H128V129H127V126L125 127V123H124ZM144 127H146V126L144 125ZM167 127H168V126H167ZM167 127H166V129H167ZM173 127H174V125H173ZM184 127H185V126H184ZM225 127H227V126H225ZM225 127H224V128H225ZM231 127H232V126H231ZM233 127H234V126H233ZM29 128L31 129L32 127H28V128H26V129H29ZM40 128H41V127H40ZM53 128H55V127H53ZM58 128H60V127H57V129H58ZM83 128H86V127H83ZM92 128H93V127H92ZM95 128H96V126H95ZM99 128H100V127H99ZM99 128H97V129L99 130ZM112 128H113V127H112ZM129 128H130V127H129ZM148 128H150V127H148ZM155 128H154V129H155ZM219 128H220V126H219ZM221 128H223V126H221ZM224 128H223V129H224ZM0 129H1V128H0ZM30 129H29V133H28V135H30V132H31ZM46 129H48V127H47ZM50 129H51V128H50ZM60 129H61V130H59V132L62 131V127H61ZM66 129H67V128H66ZM70 129H71V128H70ZM80 129H81V128H80ZM90 129H91V128H90ZM93 129H94V128H93ZM93 129H92V130H93ZM97 129H96V131H97ZM103 129H106V128L103 127ZM103 129H102V130H103ZM131 129H132V127H131ZM138 129H139V128H138ZM145 129H147V127L144 128V130H145ZM161 129H163V128H161ZM170 129L172 130L173 128L170 127ZM227 129H228V127H227L226 129H224V130H227ZM73 130H74V129H73ZM219 130H220V129H219ZM27 131H28V130H27ZM38 131H39V129H38ZM44 131H45V129H44ZM57 131H58V130H57ZM66 131H67V130H66ZM70 131H71V130H70ZM75 131H76V130H74V131H72V132H75ZM83 131H84V129H83ZM94 131H95V130H94ZM138 131H139V130H138ZM138 131H137V132H138ZM147 131H151V128H150V130L148 129ZM154 131H155V130H153V133H152V131H151L152 135L155 134ZM162 131H163V130H162ZM39 132H40V131H39ZM52 132H53V129H51V133H52ZM62 132H63V131H62ZM87 132H88V131H87ZM90 132H93V131L90 130ZM117 132H118V131H117ZM119 132H120V129H119ZM133 132H134V131H133ZM170 132H171V131H170ZM24 133H25V132H23V134H24ZM32 133H34V131H33ZM41 133H42V132H41ZM49 133H50V132H49ZM51 133H50V134H51ZM53 133H56V130H55V132H53ZM64 133H65V132H64ZM64 133H63V135H64ZM100 133L102 134L103 132H100ZM128 133H129V132H128ZM134 133H136V132H134ZM220 133H221V132H220ZM23 134H22V135H23ZM44 134H45V133H44ZM56 134L58 135V134H60V133H56ZM56 134H55V135H56ZM71 134H72V133H71ZM76 134H77V133H76ZM79 134H80V133H79ZM90 134H91V133H90ZM120 134H121V133H120ZM126 134H127V133H126ZM132 134H133V133H132ZM132 134H131V132H130V135H129V136H132ZM136 134H139V133H136ZM157 134H158V133H157ZM166 134H168V133H166ZM212 134H213V133H212ZM218 134H219V132H218ZM34 135H35V134H34ZM34 135L32 134L31 137L34 136ZM45 135H47V134H45ZM45 135H44V137H45ZM53 135H54V134H53ZM61 135H62V134H61ZM73 135L76 136L74 133H73ZM150 135H151V134H150ZM152 135H151V137H153ZM1 136H3V135H1ZM20 136H21V135H20ZM26 136H27V135H26ZM39 136H40V134H39ZM49 136H51V135H49ZM49 136H48V139H49ZM66 136H69V134L66 135ZM140 136H141V135H140ZM142 136H143V135H142ZM222 136H223V135H222ZM4 137H6V136H4ZM11 137H12V136H11ZM22 137H23V136H22ZM36 137H38V134H37ZM36 137H35V138H36ZM40 137H43V135L40 136ZM55 137H56V136H54V138H55ZM69 137H70V136H69ZM80 137H82V136H80ZM108 137H110V136H108ZM133 137H134V136H133ZM15 138H16V136H15ZM27 138H28V137H27ZM38 138H39V137H38ZM38 138H37V141L39 140ZM76 138H77V136H76ZM119 138H121V136H120ZM119 138H118V139H119ZM125 138H126V137L124 136L123 139L125 140ZM139 138H140V137H137L136 139L139 140ZM172 138H173V136H172ZM2 139H3V138H2ZM10 139H11V138H10ZM13 139H14V138H13ZM16 139H17V141H18V139L20 140L21 138H19V136H18ZM16 139L14 140L15 143H16ZM23 139H24V138H23ZM31 139H32V138H31ZM44 139H45V138H44ZM48 139H47V140H48ZM52 139H53V138H52ZM55 139H56V138H55ZM59 139H60V138H59ZM82 139H83V138H82ZM113 139H114V138H113ZM145 139H146V138H145ZM227 139H228V138H227ZM3 140H4V139H3ZM7 140H8V139H7ZM7 140H6V143H5V146H6V147L4 146L5 149L7 148V145H10V146L13 145V142H12V144H11V141H8V142H10V143L7 144ZM11 140H12V139H11ZM25 140H26V139H25ZM25 140H24V141H25ZM33 140H34V139H33ZM33 140H32V141H33ZM35 140H36V139H35ZM56 140H57V139H56ZM75 140H76V139H75ZM99 140H100V138H99ZM101 140H102V139H101ZM120 140H122V139H120ZM126 140H127V138H126ZM141 140H142V138H141ZM20 141H21V140H20ZM27 141H28V140H27ZM29 141H30V140H29ZM29 141H28V142L25 141L26 144H28ZM32 141H31V142H32ZM40 141H41V140H40ZM61 141H62V140H61ZM70 141H71V140H70ZM114 141H115V140H114ZM0 142H3V143H4V141H2V140H1ZM33 142H34V141H33ZM35 142H36V141H35ZM54 142H55V141H54ZM58 142H59V141H58ZM58 142H57V143H58ZM115 142L117 143V141H115ZM123 142H124V141H123ZM127 142L130 143L129 141H127ZM132 142H134V140L132 141V139H131V143H132ZM136 142H138V141H136ZM140 142H141V141H140ZM144 142H145V141H144ZM162 142H163V141H162ZM253 142H254V141H253ZM3 143H1V144H3ZM22 143H23V142H22ZM57 143H56V144H57ZM59 143H60V142H59ZM61 143H62V142H61ZM65 143H66V142H64V144H65ZM68 143H70V142H68ZM68 143H67V144H68ZM98 143H99V142H98ZM121 143H122V142H121ZM121 143H120V144H121ZM217 143H219V142H217ZM1 144H0V146H2ZM16 144H17V143H16ZM18 144H19V143H18ZM20 144H21V142H20ZM20 144H19V145H20ZM24 144H25V143H24ZM31 144H32V143H31ZM34 144H35V143H34ZM39 144H40V143H39ZM125 144H126V146H127V143H126V142H125ZM223 144H224V143H223ZM184 145H185V144H184ZM28 146H29V145H28ZM30 146H31V145H30ZM35 146H36V148H39V149H40V147H37V146H38L37 144H36ZM35 146H34V147L32 146L33 149L35 148ZM75 146H76V145H75ZM256 146H257V145H256ZM2 147H3V146H2ZM17 147H20V148H21L22 145H21V146H17ZM17 147H16V148H17ZM24 147H25V146H24ZM59 147H60V146H59ZM4 148H3V149H4ZM16 148H14L15 151H16ZM20 148H19V149H20ZM27 148H28V147H27ZM29 148H31V147H29ZM253 148H254V147H253ZM1 149H2V148H1ZM1 149H0V150H1ZM3 149H2V150H3ZM10 149L12 150V149H13V146H12L11 148H8V150H10ZM14 149H13V150H14ZM23 149H24V148H23ZM33 149H31V152H30V153H29L30 150L28 151V154H29V155H26V153L24 154V152H21V156H22V153L24 154L22 157H24L25 155H26L27 157H28V156L30 157V155L32 156V155H33V154H32V150H33ZM48 149H49V151H52V150H53V149L51 150L50 148H48ZM62 149H63V148H62ZM64 149H65V148H64ZM6 150H7V149H6ZM20 150H22V149H20ZM94 150H95V149H94ZM23 151H24V150H23ZM33 151L36 153V150H33ZM61 151H62V150H61ZM106 151H107V150H106ZM110 151H112V150H109V152H110ZM113 151H114V150H113ZM240 151H241V150H240ZM256 151H258V150H256ZM259 151H260V150H259ZM5 152H6V151H5ZM10 152H11V151H10ZM12 152H14V151H12ZM38 152H39V151H38ZM65 152H68V150L65 151ZM65 152H63V153H65ZM207 152H208V151H207ZM216 152H217V151H216ZM17 153H18V150H17ZM19 153H20V152H19ZM55 153H56V152H55ZM225 153H226V152H225ZM263 153H264V152H263ZM12 154H14V153H12ZM12 154H11V156H12ZM15 154H16V152H15ZM66 154H67V153H66ZM93 154H94V153H93ZM106 154H107V152L105 153V156H106ZM227 154H228V153H227ZM239 154H240V153H239ZM0 155H1V154H0ZM5 155H6V154H5ZM8 155H9V157H10V154H8ZM16 155L18 156V154H16ZM16 155H15V158H16ZM38 155H39V154H38ZM38 155H37V157H38ZM60 155H61V152H60ZM62 155H63V154H62ZM109 155H110V154H109ZM237 155H238V154H237ZM246 155H247V154H246ZM21 156H20V157H21ZM43 156H44V155H43ZM56 156H57V155H56ZM213 156H214V155H213ZM18 157H19V156H18ZM18 157H17V158H18ZM100 157H101V156H100ZM109 157H110V156H109ZM109 157L107 156V158H109ZM237 157H238V156H237ZM242 157H243V156H242ZM248 157H250V155H248ZM4 158H6V157H3L2 159H4ZM13 158H14V157H13ZM15 158H14V159H15ZM101 158H102V157H101ZM240 158H241V157H240ZM2 159H1V160H2ZM9 159H10V158H9ZM20 159H22V158H20ZM20 159H19V161H20ZM23 159H24V158H23ZM25 159H26V158H25ZM59 159H60V158H59ZM17 160H18V159H17ZM102 160H104V159H102ZM102 160H101V161H102ZM244 160H245V159H244ZM247 160H248V159H247ZM237 161H238V160H237ZM237 161H236V162H237ZM66 162H67V161H66ZM218 162H219V161H218ZM225 162H226V161H225ZM3 163H4V162H3ZM203 163H204V162H203ZM240 163H241V162H240ZM204 165H205V164H204ZM207 165H208V164H207ZM38 166H39V164H38ZM208 166H210V165H208ZM231 166H232V165H231ZM1 167H2V166H1ZM213 167H214V166H213ZM37 169H39V168L37 167ZM197 169H198V168H197ZM199 169H200V168H199ZM199 169H198V170H199ZM119 170H120V169H119ZM119 170H118V171H119ZM227 170H228V169H227ZM235 170H236V169H235ZM121 171H122V170H121ZM212 171H213V170H212ZM216 171H217V169H216ZM42 172H43V171H42ZM116 172H117V171H116ZM112 173H113V172H112ZM124 173H125V172H124ZM197 173H198V172H197ZM197 173H196V174H197ZM117 174H118V173H117ZM42 176H43V174H42ZM191 176H192V175H191ZM197 176H198V174H197ZM34 178H35V177H34ZM42 178H43V177H42ZM29 179H30V178H29ZM37 179H38V178H37ZM111 180H112V179H111ZM29 181H30V180H29ZM109 181H110V180H109ZM36 182H38V181H36ZM41 182H42V181H41ZM228 182H229V181H228ZM32 183H34V182H32ZM39 183H40V182H39ZM223 184H224V183H223ZM244 184H245V182H244ZM244 184H243V185H244ZM14 185H15V184H14ZM45 185H46V184H45ZM178 185H179V184H178ZM9 186H10V185H9ZM17 186H18V185H17ZM34 186H35V183H34ZM180 186H181V185H180ZM180 186H179V187H180ZM21 187H24V184H23V186H21ZM36 187H37V186H36ZM224 187H225V186H224ZM29 188H31V187H29ZM29 188H28V189H29ZM37 188H38V187H37ZM220 188H221V187H220ZM17 189H18V188H17ZM177 189H180V188L177 187ZM193 189H194V187H193ZM14 190H15V189H14ZM147 190H148V189H147ZM189 190H190V189H189ZM191 190H192V189H191ZM12 191H13V190H12ZM12 191H11V192H12ZM223 191H224V190H223ZM6 192H9V191H6ZM27 192H28V191H27ZM191 192H192V191H191ZM220 192H222V191H220ZM18 193H19V192H18ZM223 193H225V192H223ZM12 195H13V194H12ZM12 195L9 194L10 197H11ZM19 196H21V195L19 194ZM25 196H26V195H25ZM228 196H229V195H228ZM7 197H8V194H7ZM10 197H9V198H10ZM12 197L15 198L14 195H13ZM13 198H12V199H13ZM36 198H37V197H36ZM152 198H153V197H152ZM10 199H11V198H10ZM32 199H35V198H32ZM39 199H40V197H39ZM28 200H29V202H30V199H28ZM28 200H27V201H28ZM150 200H151V199H150ZM211 200H212V199H211ZM8 201H10L9 203H11V200H8ZM22 201H23V200H22ZM36 201L38 202V200H36ZM23 203H24V201H23ZM23 203H22V204H23ZM31 203H32V202H30L29 204H31ZM33 203H36V202H33ZM152 203H153V202H152ZM204 203H205V202H204ZM135 205H136V204H135ZM27 206H28V205H27ZM29 206H30V205H29ZM9 207H10V206H9ZM22 207H23V205H22ZM203 207H204V206H203ZM215 207H216V206H215ZM23 208H24V207H23ZM25 208H27V207H25ZM134 208H135V207H134ZM25 210H26V209H25ZM27 210H29V209H27ZM33 211H34V210H33ZM1 212H2V211H1ZM8 212H9V211H8ZM6 215H8V213H6ZM170 215H171V214H170ZM190 215H191V213H190ZM40 216H41V215H40ZM43 216H44V215H43ZM236 216H237V215H236ZM18 217H19V216H18ZM37 217H38V216H37ZM0 218H1V217H0ZM2 218H3V217H2ZM2 218H1V219H2ZM7 218H8V217H7ZM223 218H224V217H223ZM18 219H19V218H18ZM47 219H49V218H47ZM208 219H209V218H208ZM3 220H4V219H3ZM34 220H35V219H34ZM175 220H176V219H175ZM31 221H32V220H31ZM230 221H231V220H230ZM9 222H10V220H9ZM0 223H1V222H0ZM32 223H33V222H32ZM34 223H35V222H34ZM3 224H4V223H3ZM11 224H12V223H11ZM13 224H14V223H13ZM27 224H29V222H28ZM120 224H121V223H120ZM201 224H202V223H201ZM6 225H7V224H6ZM18 225H19V224H18ZM221 225H222V224H221ZM20 226H21V225H20ZM54 226H55V225H54ZM226 227H227V226H226ZM17 228H18V226H17ZM54 228H55V227H54ZM1 229H2V228H1ZM5 229H6V227H5ZM52 229H53V228H52ZM112 229H113V228H112ZM53 230H54V229H53ZM113 230H114V229H113ZM5 231H6V230H5ZM16 231H17V230H16ZM111 231H112V230H111ZM51 232H52V231H51ZM9 234H10V233H9ZM47 234H48V233H47ZM6 235H7V234H6ZM227 235H228V234H227ZM97 239H98V238H97ZM153 239H154V238H153ZM178 241H179V240H178ZM152 243H153V242H152ZM33 244H34V243H33ZM143 244H144V243H143ZM160 244H161V243H160ZM186 246H187V245H186ZM164 247H165V244H164ZM168 247H169V246H168ZM0 248H1V246H0ZM163 249H164V248H163ZM169 249H170V248H169ZM174 250H175V249H174ZM167 251H168V248H167ZM163 252H164V251H163ZM89 254H90V252H89ZM91 255H92V254H91ZM165 255L167 256V253H166ZM77 256H79V255H77ZM60 264H61V263H60Z\"/></svg>", "mask_w": 264, "mask_h": 264}]
</instances>
